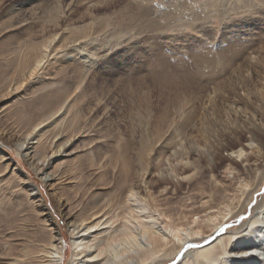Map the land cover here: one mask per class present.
Wrapping results in <instances>:
<instances>
[{
    "label": "bare ground",
    "instance_id": "bare-ground-1",
    "mask_svg": "<svg viewBox=\"0 0 264 264\" xmlns=\"http://www.w3.org/2000/svg\"><path fill=\"white\" fill-rule=\"evenodd\" d=\"M75 1L70 0L68 9L70 4ZM133 1V3L127 2L121 9L123 12L110 20L93 18L82 26L70 27L68 30L67 28H60L58 23L55 22L53 25L54 33L50 34L49 38L43 39L41 42H32V51L21 64L23 69H26L24 70L25 73L22 74V78H24V75L31 77L37 72H43L46 70L45 65H48L52 60L55 63L68 61L69 65L71 63L75 64L74 62L79 55L76 51L86 49L93 44H100L101 46L111 44L113 45L112 49H114L117 46H121V43L131 40L133 32L135 35H146L147 33V35L151 36L154 32H160L163 29L165 31V29L172 27L173 19L177 18L180 13H191L196 5V7L202 8L199 9L200 12H206V9H209L208 12L216 10V6L210 3L209 0H192L196 5L193 4L191 6L182 2L184 0H180L181 2H172L174 4L172 5L174 6L173 10L161 11L154 9L150 16L142 17L139 10L135 7L137 0ZM223 4L225 8L231 9L232 0H223ZM89 6L93 7L91 4ZM149 25L152 27L151 31L146 30ZM233 25L234 23L232 27H229L230 33L237 31L236 33L240 37L244 36L245 32L257 29V26L261 32V29H264V15L246 19L245 29L244 26L239 27L242 28L244 34L233 28ZM102 26H105V30L100 34L98 32L102 29ZM73 30L77 31V33L68 40V43L56 45L58 40H60L61 34L66 31L72 32ZM115 39L121 42H114ZM252 44V42L250 44L247 43L245 46L247 48L244 47L247 50L245 55L240 48L242 44L239 43L238 38H234L231 43L227 44L229 51L215 54L214 57H211V60H208L211 66L208 67L207 71L208 74L210 73L211 79L214 74H217V77L223 73H228L229 75L225 80L216 81L213 86L216 92L225 96V99H233L224 104L223 107H226L225 114L231 117V122H239V116H243L248 123V126L243 125L244 129L241 131L232 129L230 126L232 123L227 120L228 117L222 119L223 113L221 115L217 114L220 112V107L216 104L219 99L215 100L213 97L208 96L210 98L207 101L208 106L204 107L206 112H202L201 117H198L203 125V131L209 135L212 128L211 125L216 122L221 125L218 130L215 129L219 133V138L225 137L227 139L230 133H234L237 138V140L232 142L221 143L216 148L209 142V150L206 152L210 156L209 179L212 184L211 190L206 191L202 185L203 172L201 170L202 167L200 168L199 163L196 162L197 159L193 161L189 158L193 152L195 155H200L198 145L189 144L187 146L185 142L181 141L180 143L178 140L180 144L171 150V153H169L170 157L169 155L165 157L160 156L161 154L158 155V151H165L164 148L168 147L166 143L173 138L172 135L166 134V131L163 132L162 129L157 128L153 132H149L147 129L145 134H141V141L134 149L135 159H132L128 154L130 144L125 141L118 147L116 154L108 150L102 158L90 155L91 148L89 146L88 149L85 147V151L80 154V157H86L90 162V166H95L93 168L95 170L102 167L105 168V165L99 163V160L106 159L112 166L113 178L110 181L102 178L103 184L106 185L103 189L106 191L92 193L97 188L101 178L95 176V171L90 173L92 174L91 176H84L86 178H84L83 190L80 194L83 200L80 203V209L74 210V205H70L69 202L67 204L66 199L61 194L57 197L56 204L59 212L62 213L66 209L64 216H66L71 245L73 246L71 259L65 260L66 243L64 235L57 231L55 227L49 226L48 228L46 226V229L43 228V232L41 231V235H37L33 231L24 232L27 229L19 222V225L16 224L17 227L13 226L12 221L7 222L5 228H0V238L4 239L6 244L10 241L14 242V245L18 248L17 254L13 259L6 260L5 263L170 264L171 259L176 256L181 245L188 242L196 245V247L188 250L183 264H212V258H215V264H260V257L243 256L237 253L251 250L256 245L264 248V231L255 232L251 236L247 234L244 236L240 235L241 228L246 223H255L253 216H264V198L258 205V210L249 219L240 223L236 228L229 230L225 228L228 218L236 214L245 205L264 179V167L259 170L257 165L259 162L255 158L253 160L247 151L250 145L255 144L256 147L260 148V153L261 151L263 152L261 155L264 154V42L259 41L255 47ZM212 46L210 48L213 49ZM100 50L99 48L97 49L98 52ZM93 56L96 58L95 53ZM101 57H98V59ZM197 58L198 60L200 59V57ZM240 59L242 61L238 63L237 60ZM74 66L79 68L80 72L77 73L76 83L80 84L88 71L79 65L75 64ZM165 66L167 70L168 66ZM198 69L201 68L198 67ZM230 69H233V71H230ZM56 71L66 72L67 70L59 68ZM190 76H183L184 82L198 86L199 83L193 81ZM78 88L81 92L78 91L79 93L76 97L68 98V102L64 100L58 109L46 114L47 116L42 118L23 136V141L18 143L24 151L23 155L30 160V163L36 160V164H41L37 167L38 172H43L47 169L48 165H50L57 154H60L64 146L71 144L72 141H75L81 135L82 137L90 135L87 130H83L87 129V127L83 128L84 126H78L77 124L78 119L75 107L78 105V101H83L82 98L88 94L86 93L88 92L86 88ZM93 94L91 96L96 97ZM95 100H97L95 102L97 107H99L101 102L97 98ZM180 107H182L180 112L183 114L179 115L181 116L182 124L190 126L192 120L195 117L197 118V112L186 111L183 109V105H180ZM63 108L68 109V135H65V132L56 133L51 141L52 144L50 143L53 145L50 154L43 155V159H41L40 156L43 153H40L39 147L41 148L42 146L41 138L44 133L42 129L47 123L46 121L49 122V119L50 121L56 120ZM172 121L174 122L171 119L170 125ZM178 124L180 123L178 122ZM177 130L178 128L175 129V131ZM243 133H247V136H245L246 143L242 142ZM62 136L65 139L58 141ZM88 141L87 143H92V145L95 141L98 143V140L93 138ZM25 142V148H22ZM219 150L227 151L226 156L223 158L226 161L224 173L229 180L231 179L230 182H232L233 186H229L225 182H219L220 180L218 181L213 174L217 163H219L218 160H220L221 151ZM241 152L244 153V156L238 159L237 157H240ZM233 153H235V156ZM0 158H3V156L0 155ZM163 158L166 159L168 172L164 175V171L160 169L161 179L157 181L159 183L164 182L166 185L163 184L164 186L158 192L159 194H155L153 188L158 182L154 185L148 184L146 175L151 173V168L162 165L163 163L161 164L160 159ZM11 167L12 164L6 165V169ZM251 170L254 171L253 177L247 176L246 178L245 172ZM170 178L171 180H176V187L180 186V179H186L188 182L194 180L195 187H193L200 199L198 197L199 200H197L196 197L191 196L187 197L178 206L171 204L167 196L169 192L167 184L171 183ZM49 179L52 178H49L47 174L43 177L46 182ZM28 186H31L32 189L35 187L31 183ZM176 187L174 189L177 191ZM18 189L16 185L13 191ZM56 195L57 193H53V196L56 197ZM36 197V193L32 192V198L35 199ZM41 214L46 217V219H43L44 221L48 220V218L50 219V216H48L49 212L45 209L41 211ZM220 229H223V231L221 232ZM199 237L201 238L199 241H191L194 240L192 238Z\"/></svg>",
    "mask_w": 264,
    "mask_h": 264
},
{
    "label": "rangeland",
    "instance_id": "rangeland-1",
    "mask_svg": "<svg viewBox=\"0 0 264 264\" xmlns=\"http://www.w3.org/2000/svg\"><path fill=\"white\" fill-rule=\"evenodd\" d=\"M69 2L70 0H0V150H2L0 155L3 156V158H0V173L8 170L6 169L7 164H12L7 179L0 184V194L9 189L13 194H20V198L15 203L11 201L10 197H4L3 203L0 204V228H5V224L12 221L13 226L17 227L16 224L19 222L27 229L24 232L33 231L35 234L41 235L46 226L48 228L49 226L55 227L57 231L64 235L66 261L71 259L73 246L71 245L66 216H64L66 209L62 213L59 212L56 204L57 197L61 194L66 199L67 204L69 202L70 205H74L75 210L80 207V203L83 201L80 194L83 190L84 178L91 176L92 171H95L96 177L101 178L97 188L92 193L104 192L105 189L103 188L106 185L103 184L102 178L108 181L113 178L112 166L106 159L99 160V163H103L105 168L95 170L93 169L95 166H90V162L86 157H80V154L85 151V147L87 149L88 146L91 148L90 155L102 158L108 150L111 153L118 152V147L127 142L130 144L128 154L132 159H135L134 149L141 141V134H145L147 129L149 132H153L157 128L162 129L163 132L166 131L165 133L172 135L173 138L166 143L168 147L164 148L165 151H158V155L161 154L162 157L169 155L170 157L171 150L178 146L181 141L185 142L187 146L189 144L198 145L200 155H195L193 152L189 158L193 161L197 159L196 162L199 163L200 168L202 167L203 172L202 185L206 191L211 190L212 184L209 179L210 156L206 152L209 150L208 144L212 143L216 148L221 143L232 142L237 138L234 133H230L227 139L225 137L219 138L217 130L221 125L216 122L211 125V131L207 135L202 129L201 120L198 119V117H201L202 112H206L204 107L208 106L209 97H213L215 100L219 99L216 101L217 106L220 107V112L217 114L221 115L223 113L222 119L228 117L227 120L231 122V117L225 114L226 107L223 106L233 99H225V96L220 95L221 93L219 94L213 88L216 81L225 80L229 75L223 73L217 77L218 75L214 74L211 79L210 73L208 74L207 71L208 67L211 66L208 60H211V57H214L215 54L229 51L227 44L231 43L234 38H238L239 43L243 45L240 48L245 55L247 43L252 42L255 47L259 41L264 42V33H262L264 29H261L260 32V28L257 26V29L244 34L242 28H239L244 26L245 29L246 20L236 22L233 25V28L244 34L242 37L236 33L237 31L230 33L229 27H232L233 23L217 30L211 37L202 36L199 33L185 34L178 32L174 30L176 26L172 25L169 29L154 32V35L151 36L147 33L146 35H135L133 32L131 40L111 49L113 54L99 58L104 61L99 73H93L89 70L80 84L76 83L77 73L80 72L79 68L75 67L73 63L69 65L68 61L55 63L52 60L48 65H45L46 70L43 72H37L31 77L24 75V78H22V74L25 73L24 70L26 69H23L21 64L31 53L32 42H41L43 39L49 38L50 34L54 33L53 25L55 22L58 23L60 28H67L68 30L70 27L82 26L93 18L110 20L123 12L121 9L127 2L133 3L134 1L76 0L70 4L68 9ZM172 2L181 1L154 0V4H163L166 10L174 9ZM182 2L188 6L195 4L192 0ZM89 4L93 7H90ZM196 6L193 12H197L201 8ZM154 9L158 10V8ZM208 10L206 9V12ZM104 28L105 26H102L98 33H103ZM76 33L75 30L72 32L66 31L61 34L56 45L68 43V40ZM197 40L203 41V43H197ZM114 42L121 41L115 39ZM211 45L215 50L214 53V50L210 48ZM181 53L187 58V62L195 68L194 72L191 69L187 71L178 70L177 65L184 62ZM197 57H200V59L198 60ZM241 61L242 59L237 60L238 63ZM165 65L168 66L167 70ZM197 65L201 69L196 68ZM59 68L67 71H56ZM69 69L73 70L69 71ZM233 69H230V71H233ZM181 75H191L192 80L199 83V85L193 86L189 82H184ZM78 87L86 88V91H88L86 93H90V95H86L87 98L86 96L82 98L83 101H78L79 103L75 107L78 126L87 127L83 130H87L90 135L88 137L83 136L84 138L81 135L71 144L64 146L60 154H57L48 165V168L43 172H38L37 167L41 164H36V160L33 161L34 164L30 163V160L23 155L24 151L18 143L23 141V136L36 123L47 116L46 114L58 109L64 100L68 102V98L76 97L81 92ZM91 94L96 95V97L91 96ZM96 98L101 102L99 107L96 105ZM177 105L179 107L183 105V109L186 111L197 112V118L195 117L192 120L190 126L182 124L181 116H179L182 114L180 112L182 107L179 108ZM56 118L54 121H50V119L49 122L46 121L47 125L45 124L42 129L44 131L42 134L43 139L41 138L42 146L39 147L40 153H43L40 156L41 159H43V155L50 154L53 148L51 141L56 133L65 132V135H68V109L63 108ZM171 119L174 122L172 121L170 125ZM239 122H231L232 129L241 131L244 129L243 125L248 126L247 120L243 116H239ZM177 128L178 130L175 131ZM243 134L242 142L246 143L245 136H247V133ZM91 138L98 140V143L96 141L93 142V145L87 143ZM64 139L65 137L62 136L58 141ZM25 144L26 142L22 148H25ZM259 149L253 144L249 146L247 151L253 160L255 158L259 162L257 165L260 170L264 167V154L261 155L263 152L260 153ZM219 151H221L220 160H218L219 163H217L213 174L218 181L220 180L219 182H225V184L233 186L230 182L231 179L229 180L224 173L226 161L223 158L226 156L227 151ZM165 160V158L160 159L161 164H163L150 169L151 173L146 175L148 184L154 185L161 179L160 169L164 171V175L168 172ZM46 174L49 178H52L47 181L49 184L43 180ZM245 175L246 178L247 176L253 177L254 171H247ZM180 181L181 184L178 187H176L177 182L175 179L167 184V187H169L167 196L171 204L178 206L187 197L191 196L196 197L197 200L200 199L196 190H194V180L188 182L186 179H180ZM30 183L33 187L35 186L34 189L28 186ZM163 184L166 185L164 182H158L155 185L153 188L155 194H159L158 192L164 186ZM13 185H15V188L17 185L19 189L13 191L15 189L12 188ZM175 187L177 191L174 189ZM262 189H264V179L245 205L236 214L228 218L225 226L226 230L238 227L240 223L249 219L258 210V205L264 198V195L260 194ZM32 192L37 195L35 199L32 198ZM53 193H57L56 197L53 196ZM43 209L49 212L50 219L45 220L47 223L43 220L46 217L41 214ZM79 209L78 211H80ZM241 217L247 219L241 220ZM192 239L194 240L191 241L195 242V240L199 241L201 238ZM17 249L14 242L10 241L6 244L5 240L0 238V264H6V260L13 259L17 254Z\"/></svg>",
    "mask_w": 264,
    "mask_h": 264
},
{
    "label": "snow or ice",
    "instance_id": "snow-or-ice-1",
    "mask_svg": "<svg viewBox=\"0 0 264 264\" xmlns=\"http://www.w3.org/2000/svg\"><path fill=\"white\" fill-rule=\"evenodd\" d=\"M209 2L216 6L215 11H197L188 14L180 13L179 16L172 21V24L176 26L174 30L185 34L199 33L202 36L211 37L214 32L224 27L230 26L232 23L242 22L243 20L255 17L257 15H264V0H232L231 9L224 7L223 0H209ZM135 7L139 10L142 17L150 16L154 8H158L161 11L166 10L163 4H154V0H137ZM146 30L151 31L152 27L149 25L147 26ZM197 43H203V41L197 40ZM112 47L113 45L111 44H105L103 46L100 44H93L86 49L76 51L79 53V55L77 56L74 63L86 71L90 70L93 73H99L104 61L98 59V57L105 55L110 56L113 54L111 52ZM98 48L101 49L99 52L97 51ZM94 53L96 54V58L93 56ZM180 55L184 62L177 65L178 70L187 71L188 69H191V71L194 72L195 68L187 62V58L183 56V53ZM72 70L73 69H69V71ZM0 152H2V150H0ZM233 155L235 156V153H233ZM243 156L244 153L241 152L240 157L237 158L239 159ZM10 172L11 169H8L7 171L0 173V184H2L3 181L7 179ZM12 188H15V185H13ZM260 194L264 195V189L261 190ZM5 196L10 197L13 203H15V201L20 198L19 193L13 194L11 189L5 190L2 194H0V204L3 203ZM245 219L247 218L241 217V220ZM253 221H255V223H246L241 228V236H244L245 234L251 236L255 232L264 231V216H253ZM220 231L222 232L223 229H220ZM195 247L196 245L192 243H183L176 256L171 259L170 264H178V262L179 264H183V260L186 256V253H188V250L194 249ZM237 254L243 256L260 257V264H264V248H261L260 245L253 246L251 250ZM212 264H215V258H212Z\"/></svg>",
    "mask_w": 264,
    "mask_h": 264
}]
</instances>
